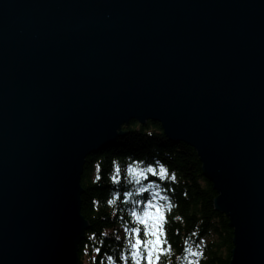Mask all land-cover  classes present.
I'll return each instance as SVG.
<instances>
[{
  "label": "water",
  "instance_id": "95a60500",
  "mask_svg": "<svg viewBox=\"0 0 264 264\" xmlns=\"http://www.w3.org/2000/svg\"><path fill=\"white\" fill-rule=\"evenodd\" d=\"M149 120L264 264V0H0V264H79L86 159Z\"/></svg>",
  "mask_w": 264,
  "mask_h": 264
},
{
  "label": "trees",
  "instance_id": "16d2710c",
  "mask_svg": "<svg viewBox=\"0 0 264 264\" xmlns=\"http://www.w3.org/2000/svg\"><path fill=\"white\" fill-rule=\"evenodd\" d=\"M123 130L126 134L114 145L86 159L81 179L84 189L81 212L89 229L79 245V264H102V261L113 264L107 256L117 257L126 249L128 229L135 224L130 216L133 202L151 198V192L137 195L136 186L128 183L126 165L134 160L160 161L168 168L169 178L160 180L149 174L141 182H156L164 189L162 195L170 198L164 224L166 255L160 258L161 264H187L189 260L193 264H230L233 228L228 217L215 209L217 194L203 173L196 150L184 142L170 141L161 124L151 120L145 124L132 121ZM117 165L121 168V179L113 182L111 177ZM173 173L175 180L170 178ZM125 190L133 192L132 198L124 199ZM95 248L100 252H95ZM193 251L202 252V258L192 257Z\"/></svg>",
  "mask_w": 264,
  "mask_h": 264
},
{
  "label": "snow or ice",
  "instance_id": "6c2138e0",
  "mask_svg": "<svg viewBox=\"0 0 264 264\" xmlns=\"http://www.w3.org/2000/svg\"><path fill=\"white\" fill-rule=\"evenodd\" d=\"M140 164L145 166L139 167L138 165ZM149 174L159 177L160 180L169 178L168 168L160 161L145 162L134 160L126 165V178L130 185L136 186V194L151 192V198L144 201L140 199L134 200L130 216L135 224L128 229L126 249L121 251L117 257L107 256V260L112 261L113 264H117L118 261H123V264H161L160 258L166 255L163 250L167 235L164 224L167 219L165 212L169 208L170 198L162 195L164 189L159 187L156 182L148 180L147 184L141 183L148 179ZM170 178L175 180V174L173 173ZM111 179L113 182H119L121 179V168L119 165L115 167V174ZM132 196V191L125 190L123 192V197L126 200L132 198ZM142 203L143 207L140 208L139 206ZM162 234L164 239H162ZM197 247L199 246L197 245ZM94 251L99 253L100 249L95 248ZM184 251L187 252V249H184ZM190 255L202 258L203 253L193 251ZM187 264H193V262L189 260Z\"/></svg>",
  "mask_w": 264,
  "mask_h": 264
},
{
  "label": "bare ground",
  "instance_id": "6f19581e",
  "mask_svg": "<svg viewBox=\"0 0 264 264\" xmlns=\"http://www.w3.org/2000/svg\"><path fill=\"white\" fill-rule=\"evenodd\" d=\"M87 232V231H86ZM86 234V233H85Z\"/></svg>",
  "mask_w": 264,
  "mask_h": 264
}]
</instances>
